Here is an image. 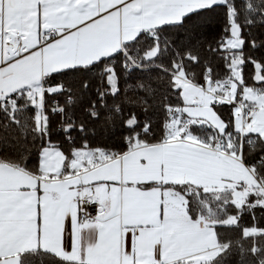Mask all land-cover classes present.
Returning a JSON list of instances; mask_svg holds the SVG:
<instances>
[{"label":"snow or ice","instance_id":"6c2138e0","mask_svg":"<svg viewBox=\"0 0 264 264\" xmlns=\"http://www.w3.org/2000/svg\"><path fill=\"white\" fill-rule=\"evenodd\" d=\"M218 6L227 24L210 50L222 53L227 75L215 78L208 67L199 83L185 65L198 56L164 33L185 29L191 40ZM257 23L264 24V0H0V113L21 126L19 115L34 108L31 131L41 142L33 168L23 157L0 158V264L41 254L63 264H220L240 241L221 239L217 229L239 227L245 211L255 221V209H264V147L255 162L245 152L264 146V62L245 54L243 35ZM169 50L171 67L157 65ZM152 67L170 76L183 102L167 106L162 136L114 105L126 150L75 146L69 133L86 126L58 101L47 108V97L63 92L67 106L75 103L70 88L52 82L56 75L94 73L100 86L86 114L99 119L124 73ZM221 106L231 107L227 119ZM48 111L62 116L67 152L50 139ZM255 236L264 228H242L244 239ZM250 251L264 255V247Z\"/></svg>","mask_w":264,"mask_h":264},{"label":"trees","instance_id":"16d2710c","mask_svg":"<svg viewBox=\"0 0 264 264\" xmlns=\"http://www.w3.org/2000/svg\"><path fill=\"white\" fill-rule=\"evenodd\" d=\"M225 8L218 6L215 11L205 13L199 26L195 30V36L189 40L185 29L168 27L164 33L169 39L176 41L178 48L183 50L187 47L193 54L199 58V63H192L185 60L186 71L194 74L196 81L204 83V71L211 67L215 78H224L227 75L222 53L210 50L218 47L217 41L225 35L224 29L227 24ZM243 35L246 40L244 52L258 61L264 62V24H255L243 29ZM255 40L261 46L253 49L247 41ZM143 47V43L140 45ZM172 52L165 53L159 60L155 61L157 65L170 68ZM119 58H117V63ZM254 65L247 63L244 67V76L249 85L253 84ZM191 78V76H190ZM170 76L160 69L152 67L148 71H133L130 75L124 73L120 80V93L115 97H108V108L99 109L101 116L99 119H92L86 114L89 101L96 100L95 89L99 87L98 78L94 73L72 72L67 75H56L52 81L63 82L66 87L75 93L73 99L75 103L71 106L65 104L68 92L49 95L47 97V108L54 106L55 99L66 107L69 115L76 125L83 123L84 132L74 128L69 135L72 137L74 145L80 146L84 140H87L92 147L110 148L112 150H126L124 136L127 134L120 123L119 114H114L111 109L114 105H119L126 116L129 112L136 113L141 122H148L151 125L152 134L159 137L164 133V124L169 119L166 111L167 106H181L183 104L178 90L169 87ZM84 81L89 82V87L83 89L81 84ZM144 87L140 88L139 85ZM259 86V85H256ZM23 103V101H19ZM147 109V111H145ZM225 119L231 115L230 106H221L217 109ZM34 108H28L19 115L21 126L8 124L0 113V158L20 159L23 157L29 168L38 164V149L41 142L34 137L31 131L33 125L32 117ZM50 139L58 143L64 151H68L72 144L65 138L66 134L62 130V116L58 113L48 111ZM111 115L110 120L107 117ZM7 124V127L5 125ZM139 130V129H138ZM200 131V129H195ZM204 131H210L205 129ZM264 147L257 143L256 151L252 152L247 146L246 154L250 155V162H255ZM254 197H250V200ZM230 214H236L234 207L229 208ZM239 227H221L217 231L221 239L230 241H240V245H234L233 248L222 255L220 264H259L264 255L253 254L250 249L253 245L264 247V236H255L244 239L242 237V228L244 227H264V209H255V221L253 215L247 211L241 216ZM242 245V248H241ZM29 264H63V262L49 254L28 257Z\"/></svg>","mask_w":264,"mask_h":264},{"label":"built area","instance_id":"2783aa9c","mask_svg":"<svg viewBox=\"0 0 264 264\" xmlns=\"http://www.w3.org/2000/svg\"><path fill=\"white\" fill-rule=\"evenodd\" d=\"M205 71H206V70H205ZM205 71H204V73H205ZM56 101H58V100L55 99V102H56ZM59 104H60V103H59ZM60 105H62V104H60ZM54 106H55V105H54ZM54 106H53V107H54ZM62 106H63V105H62ZM90 211H91V209H90ZM93 214H95V213L93 212ZM259 228H264V227H259Z\"/></svg>","mask_w":264,"mask_h":264},{"label":"crops","instance_id":"0c3cea01","mask_svg":"<svg viewBox=\"0 0 264 264\" xmlns=\"http://www.w3.org/2000/svg\"><path fill=\"white\" fill-rule=\"evenodd\" d=\"M181 106H183V104ZM184 117L186 118L187 117V114H184Z\"/></svg>","mask_w":264,"mask_h":264},{"label":"rangeland","instance_id":"374dc122","mask_svg":"<svg viewBox=\"0 0 264 264\" xmlns=\"http://www.w3.org/2000/svg\"><path fill=\"white\" fill-rule=\"evenodd\" d=\"M182 118H185V117H182ZM258 228V227H257Z\"/></svg>","mask_w":264,"mask_h":264}]
</instances>
